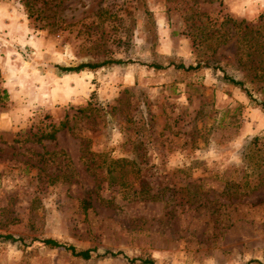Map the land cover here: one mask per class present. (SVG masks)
Segmentation results:
<instances>
[{
    "label": "rangeland",
    "instance_id": "obj_1",
    "mask_svg": "<svg viewBox=\"0 0 264 264\" xmlns=\"http://www.w3.org/2000/svg\"><path fill=\"white\" fill-rule=\"evenodd\" d=\"M0 234V264H264V6L0 0Z\"/></svg>",
    "mask_w": 264,
    "mask_h": 264
},
{
    "label": "trees",
    "instance_id": "obj_2",
    "mask_svg": "<svg viewBox=\"0 0 264 264\" xmlns=\"http://www.w3.org/2000/svg\"><path fill=\"white\" fill-rule=\"evenodd\" d=\"M107 62H121L119 60H109ZM99 65H101V63H90V62H83V63H79L75 66H61L59 67L61 70L65 71V72H79L85 68H95L98 67ZM155 68L160 67V65L158 64H154L152 65ZM200 63H197L195 66L193 65H189V66H184V64H176L175 67L177 68H182L184 70H191V69H196L198 67H200ZM226 79H228L230 82L241 86L243 83L239 80H235L233 77H229L228 75H224ZM66 126V122H60L58 127H54L52 131L45 133V134H41L37 140L39 141L41 138H46V139H54L55 138V133L57 131H59L60 129L64 128ZM127 160L124 158L121 159H110L106 166L108 169V172H110L112 170V167L115 163H126ZM0 238L4 239V240H11V241H22L23 239L20 237H15L11 234H0ZM41 242H43L45 245H48L50 247H63L65 250L69 251L72 255L77 256V257H81L83 259H88L91 257L92 251L93 249H81V250H77L74 246L72 245H67L65 243H61L56 239L53 238H44L41 239ZM104 254H108L110 256H118V255H122V251H112V250H106L104 251ZM135 260H139L144 264H157L153 259L151 258H133L131 259V261H135Z\"/></svg>",
    "mask_w": 264,
    "mask_h": 264
},
{
    "label": "crops",
    "instance_id": "obj_3",
    "mask_svg": "<svg viewBox=\"0 0 264 264\" xmlns=\"http://www.w3.org/2000/svg\"><path fill=\"white\" fill-rule=\"evenodd\" d=\"M257 4H261L262 6H264V0H257ZM259 6V5H257Z\"/></svg>",
    "mask_w": 264,
    "mask_h": 264
}]
</instances>
